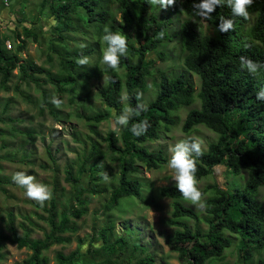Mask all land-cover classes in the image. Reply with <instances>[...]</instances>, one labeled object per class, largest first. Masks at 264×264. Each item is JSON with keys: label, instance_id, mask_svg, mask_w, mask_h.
Instances as JSON below:
<instances>
[{"label": "trees", "instance_id": "1", "mask_svg": "<svg viewBox=\"0 0 264 264\" xmlns=\"http://www.w3.org/2000/svg\"><path fill=\"white\" fill-rule=\"evenodd\" d=\"M194 2L199 0H176L178 10L185 16L180 25L179 40L184 72L179 75H169L158 69L153 71L152 62L147 59L149 53L159 54V47L171 41L166 19H159L151 12L148 0H42L40 8L49 6L50 19L57 31L69 29L73 18L85 30L93 29L96 47L100 50L103 45L106 47L102 40L105 27L128 37V51L120 58L119 68L113 70L105 64L101 67L106 84L99 90V96L106 109L88 117L92 131L96 125L109 119L111 110L120 114L119 97L123 92L128 97V107L136 108L141 104L137 92L143 93L147 79L157 74V91L144 105L146 110L137 112L128 127L119 132L110 129L103 138L113 154L110 161L119 167L117 183L110 187L103 213H123L136 203L150 205L142 194V183L136 174L141 168L158 170L165 167L168 157L160 151H150L145 144L157 140L162 132H169L177 122L176 113L191 107L182 122V133L189 136L198 126H204L215 135V140L202 149L203 154L195 158L197 181L213 176L218 166H224L231 176L245 172V180L242 186L222 188L213 183L199 188L205 204L201 212L185 205L186 200L175 184L159 188L158 197L171 201L169 218L164 223L174 228L165 238V245L181 264H230L225 261V252L236 242L237 255L243 264H264V205L258 200L259 189L264 188V101L256 98L257 92L264 89V67L257 74H251L240 63V57H248L264 65V0H253L247 19L233 16L226 0H222V6L204 19L197 15ZM114 6L115 11L112 10ZM221 18L233 20V29L219 32L217 26ZM0 22L5 21L0 18ZM201 23L212 26L216 36L202 35L198 30ZM28 27H23L22 36L14 31L18 41L15 50L7 49L0 38V87L3 90H7L6 83L15 69H19L21 79L29 78L34 82L37 81L33 77L35 73H44V82L57 86V91H61L66 83L72 86V92L78 77L85 83L88 78L97 76L95 69L84 74L77 72L76 60L82 55H91L93 50L69 52L65 36L60 35L53 36L50 42L62 69L58 73H49L35 64H20L18 54L25 49L26 42L29 39L38 42L37 34ZM160 33H163L162 37ZM58 44L60 49L56 47ZM159 59L162 58L159 56ZM191 75L199 80L197 90ZM81 87L86 89L84 84ZM197 102L198 107H192ZM53 115L56 117V112ZM143 120H147L150 127L145 134L134 136L129 129L132 124ZM95 158L102 159L103 154L93 145L90 154L75 164V175L66 171L65 181L72 189L84 174L91 182L103 179ZM11 183L0 179V187ZM86 192L99 194L101 190L98 184H94L88 190L79 191L74 199L75 207L69 204L70 207L60 211L56 208V200L51 199L45 210L46 217L41 218L48 228L47 232L43 229L42 238L31 239L26 228L22 236L11 229L9 237L0 227V242H9L30 251L19 264H48L45 252L54 245L68 244L70 238L61 235L76 231V227L70 226V219L84 215L86 200L83 193ZM8 222L13 223L11 213ZM113 229L114 221L107 220L97 230L96 238H88L85 251L77 247L68 254L57 252L56 264H78L86 256L92 259L90 264H119L127 242L122 237L111 241ZM95 240L101 241L99 247H94ZM136 264H154V259L146 255Z\"/></svg>", "mask_w": 264, "mask_h": 264}, {"label": "rangeland", "instance_id": "2", "mask_svg": "<svg viewBox=\"0 0 264 264\" xmlns=\"http://www.w3.org/2000/svg\"><path fill=\"white\" fill-rule=\"evenodd\" d=\"M41 2L42 0H2L0 2V18L5 21L0 22V38H3L6 48L15 50L18 41L14 31H18L22 36L23 27L29 26L28 28L37 34L38 42H32L31 39L26 42L25 49L18 54L19 63L23 66L35 64L44 71L56 74L62 69L57 56L51 49L50 42L53 36H65L66 50L69 52L77 49L93 50L91 55H87L89 64L77 65V72L84 74L85 71L95 69L98 74L96 77L88 78L85 83L78 77L77 86L74 84L76 88L71 92L72 86L66 83L62 85L61 91H57V86L44 82L46 80L44 73H35L33 77L37 81L34 82L29 78L21 79L19 69L12 72L11 78L6 83L7 90L0 87V179L12 181L11 177L17 171H24L35 176L38 182L48 186L52 193L51 199L54 198L57 202L58 211L70 207L69 204L75 207L74 199L78 192L98 184V189L101 190L99 194L83 193L86 200L84 215L70 219V226L76 227V231L74 233L66 231L61 235L69 237L70 242L54 245L45 252L48 264H56L57 252L68 254L77 247L85 251L88 238L91 236L96 238L97 230L109 219L114 221L111 241L115 237H122L127 242L118 260L119 264H136L137 260L146 255L154 259V264H181L164 242L174 230L164 223L169 218L171 201L159 198L157 195V190L162 186L175 184L167 165L158 170L141 168V171L136 174V178L142 183V194L150 205L136 203L123 213L116 211L112 215L103 213L102 207L109 198L111 185L117 183L119 172L118 165L110 161L113 154L103 138L110 131L112 121L117 115L114 110H111L109 119L96 125L93 131L88 117L99 110L106 109L99 96V90L106 84V79L103 81L106 77L101 71L103 65L101 56L105 46L101 42L103 45L101 50L97 49L93 29L85 30L75 18L69 29L57 31L54 22L50 19L49 6L41 9ZM112 10L115 11V6ZM150 10L159 19H166L168 32L171 35V41L159 47V54L147 55V59L152 62L151 68L153 71L158 69L169 75H179L184 72L179 40L180 25L185 16L178 10L176 3L166 10L159 5H151ZM252 23L253 20H251ZM198 30L202 35L216 36L215 29L205 23L199 24ZM56 47L60 49L59 44ZM159 56L162 59H159ZM156 78L157 74L154 73L147 79L146 90L143 93L137 92L142 105L154 98L157 91L155 85L158 83ZM191 79L197 90L198 78L191 75ZM81 84H84L86 89H83ZM54 95L63 101L60 107L50 102V98ZM123 95L126 93L123 92L119 97L121 111L128 107L127 101H121ZM192 107H198V102ZM190 108L179 110L175 115L177 118L175 126L169 132H162L157 140L146 143V148L150 151H160L169 158V146L179 139L194 137L201 141L202 149L205 150L208 143L215 140L212 132L204 126H198L189 136L181 131L182 122ZM53 112H56V117ZM93 145L97 146L99 153L103 154L102 159L95 158L96 167L101 170L103 177L107 173L109 178L108 180L103 178L100 182H91L84 174L78 185L72 189L65 181L66 171L70 170L75 175L77 167L75 164L80 158L90 154ZM91 161L94 163L93 159ZM244 180L245 172L239 176H231L226 173L224 166H218L213 176L198 181V187L203 188L213 183L222 188L242 186ZM51 199L41 206L26 198L23 188L14 183L3 184L0 187L2 233L10 237L11 229H13L22 236L26 228L31 239L42 238L43 229L47 232L48 228L41 218L46 217L45 210L49 208ZM258 200L264 205V188L259 189ZM185 205L197 212L202 211L190 201H186ZM10 213L13 217L12 225L8 222ZM100 245L101 241L95 240L94 247ZM236 245L237 243L234 242L225 252V261L230 264H243L238 258ZM0 249L2 256L0 264H19L30 254L26 248L19 249L9 242H0ZM133 249L137 251L134 252ZM256 258L257 256L254 257ZM91 262L92 259L86 256L78 264Z\"/></svg>", "mask_w": 264, "mask_h": 264}, {"label": "clouds", "instance_id": "3", "mask_svg": "<svg viewBox=\"0 0 264 264\" xmlns=\"http://www.w3.org/2000/svg\"><path fill=\"white\" fill-rule=\"evenodd\" d=\"M1 2V1H0ZM151 5H159L162 9H167L176 3V0H148ZM253 0H226L227 6L231 9L233 16H238L247 19L249 17L248 8L252 5ZM222 6V0H199L193 3V8L196 10L197 15L207 19L216 8ZM233 29V20L221 18L217 26V30L221 33L229 32ZM161 37L163 33L159 34ZM102 40L106 47L102 50L101 60L102 63L107 65L108 68L116 70L120 65V58L125 56L128 51V37L120 32H112L105 27ZM83 47V45H82ZM80 66L89 64L88 56H81L76 60ZM240 63L251 74H257L261 67L259 62L253 61L248 57H240ZM106 78H103V81ZM256 98L264 101V89L257 92ZM128 97L123 95L121 101H127ZM50 102L56 107H60L63 103L61 99L55 95L50 98ZM146 107L142 104H137L136 108L125 107L119 115H117L111 124L113 132H119L121 128H126L129 121L139 111H145ZM150 124L147 120L140 121L132 124L129 129L134 136H141L147 132ZM170 157L167 160V168L171 173L172 180L175 181V188L182 195L186 201H190L199 209H203V193L198 187L196 178V157L203 154L202 143L198 138H185L177 140L173 145L169 146ZM105 180H108V175L105 173ZM12 181L18 187L24 189V195L29 200L35 201L41 206L51 199L52 193L48 186L38 182L36 177L29 175L24 171L15 172ZM190 207V206H189ZM192 208V207H191Z\"/></svg>", "mask_w": 264, "mask_h": 264}]
</instances>
